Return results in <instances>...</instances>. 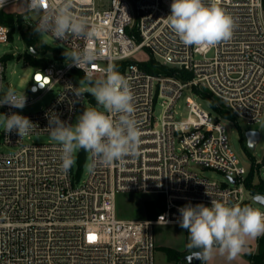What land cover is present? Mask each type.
<instances>
[{
  "label": "built area",
  "instance_id": "1",
  "mask_svg": "<svg viewBox=\"0 0 264 264\" xmlns=\"http://www.w3.org/2000/svg\"><path fill=\"white\" fill-rule=\"evenodd\" d=\"M16 3H23L26 9V0H6L0 10ZM171 3L74 0V14L86 18L99 34L92 40L73 36L56 40L70 51L89 44L98 50L96 62L85 69L94 77L114 63L129 80L141 131L137 156L111 165L97 160L95 169L82 179V150L76 155V164L65 173L60 168L55 142L26 141L34 134H49V115L72 124L77 112L82 114L86 106L96 105L90 94L78 96L74 91L85 73L66 63L65 57L50 60L45 66H33L23 109L0 105L5 116L18 113L37 126L23 138L16 131L0 133V143L14 149L0 150V264H155L154 229L179 224V208L200 203L210 207L212 199L252 204L246 193H251L250 199L257 193L246 186L249 170L231 147L220 119L235 123L241 119L255 125L263 117V0H217L218 6L235 18L236 27L231 40L211 49L185 46L178 40L165 23ZM26 13L35 16L37 26L40 15L27 9ZM10 33V26L0 24V42H8ZM140 53L147 60L153 57L174 74L145 71L139 65L144 61L138 59ZM26 54L43 57L38 56L34 46H29ZM5 70L3 57L0 88ZM186 87L207 89L233 117L220 114L215 120L188 98V117L178 120L175 106ZM53 91L56 95L46 107L29 111ZM159 100L163 114L157 120L154 108ZM90 158L92 162L91 154ZM196 165L224 173L228 182L199 174L193 169ZM121 192L161 196L164 208L152 218H121L116 205ZM90 235L96 239L90 242Z\"/></svg>",
  "mask_w": 264,
  "mask_h": 264
},
{
  "label": "clouds",
  "instance_id": "2",
  "mask_svg": "<svg viewBox=\"0 0 264 264\" xmlns=\"http://www.w3.org/2000/svg\"><path fill=\"white\" fill-rule=\"evenodd\" d=\"M6 0H0V8ZM74 0H26V9L40 15L35 30L40 35L50 34L54 40H66L68 36L92 40L99 30L86 18L73 12ZM171 14L165 23L185 46L214 48L231 40L236 27L235 18L217 0H172ZM42 13V14H41ZM69 65L85 73L78 96L87 93L96 105L86 106L75 124H67L56 115H49V136L58 145L60 168L67 173L76 164V155L83 149L94 158L86 169L92 172L95 161L111 165L125 157L137 156L141 144V131L135 118L134 93L129 80L114 63L102 69V75L94 77L85 69L98 59L99 52L91 44L82 49L65 51ZM0 105L8 104L23 109L24 92L15 88H0ZM0 127L5 134L16 131L23 138L37 127L27 117L18 113L0 115ZM256 199L255 197L253 198ZM179 226L187 230L189 250L198 249L194 255L204 262L218 252L229 260L235 258L249 238L264 235V210L252 204H229L211 200V206L187 204L178 209ZM163 216L160 217V219Z\"/></svg>",
  "mask_w": 264,
  "mask_h": 264
},
{
  "label": "rangeland",
  "instance_id": "3",
  "mask_svg": "<svg viewBox=\"0 0 264 264\" xmlns=\"http://www.w3.org/2000/svg\"><path fill=\"white\" fill-rule=\"evenodd\" d=\"M7 11L12 13L15 17L18 15L22 16V23L19 24L16 22L15 28L13 31L12 38L8 42H0V59L4 57L6 61V70H5V81L3 88L8 87L15 88L19 92H25L26 86L33 72V66L24 62V57L26 52L29 49L28 44L24 41L19 28H23L26 31H33V35L37 38V43L34 45L35 49L38 51V56L43 55L50 60L55 62V58L63 59L68 63L66 56L63 53L65 51H70L66 46L60 44L50 35H40L36 30L35 16L30 13H26L25 6L23 3H16L10 5L7 8ZM30 23L31 27L28 25ZM49 47H55L56 50H48L44 48V45ZM138 59L147 60V57L144 53L137 55ZM200 92L208 94L213 101L215 106L220 107L221 103L213 94H211L207 89L203 87H195ZM191 87H186L178 99L175 106V116L178 120H184L188 117V107L187 99L191 98L196 102L199 107H201L206 112L210 113L212 117L217 120L219 118V111L212 105L210 99L202 96L197 93ZM56 92H49L44 97H42L35 105H33L29 111H36L43 107H46L54 98ZM161 100H159L154 108V116L157 120L161 119L163 114V107L161 105ZM223 107V106H221ZM0 115H4L3 111L0 110ZM81 115V112H77L73 123L75 124L78 117ZM221 122L226 127V132L229 137L231 147L233 150L242 158V163L249 170V173H253V184L263 182L264 183V114L261 121L255 125H248L244 120H239L238 123H235L229 119H220ZM247 128L258 129L261 133V140L257 144L256 148L251 150L247 146L245 131ZM3 131V128L0 127V133ZM27 142H36V143H48L53 142L50 139L48 133L34 134ZM0 150L5 152L13 151V147L3 145L0 143ZM83 151L85 154V161L82 166V175L81 178L84 179L89 171H87L86 166L91 162L90 153ZM80 150V151H81ZM193 169L199 174L206 176L210 179L217 180L220 183L228 182L227 177L224 173L209 167L196 165ZM251 193H246V198L250 200L253 206L260 207L264 210V206L257 203L255 200L250 199ZM159 197L155 194H143L141 192H121L117 194L116 205L117 213L121 218H135V219H146L151 218L154 215L148 214L145 208V201L156 200ZM156 249L154 253L155 264H188L184 259L185 255L188 253L187 249L181 251L178 249V244H183L184 236L186 235L185 242L188 243V232L187 230L182 229L179 225H159L154 229ZM261 236V235H260ZM249 238L243 248V250L233 259L229 260L226 255H220L218 252L212 257V259L204 262V264H251L249 256L253 254L254 250L259 251V238ZM174 246V247H171ZM257 251V253H258ZM177 255L175 257L174 254ZM186 253V254H185ZM171 255V256H170ZM203 264V263H201Z\"/></svg>",
  "mask_w": 264,
  "mask_h": 264
},
{
  "label": "trees",
  "instance_id": "4",
  "mask_svg": "<svg viewBox=\"0 0 264 264\" xmlns=\"http://www.w3.org/2000/svg\"><path fill=\"white\" fill-rule=\"evenodd\" d=\"M263 3H264V0H263ZM22 20L23 19H22L21 15L15 17L12 13L8 12L7 10H3V9L0 10V24H5V25L11 27L10 38H12L16 22L21 24L23 22ZM19 30L21 32V35H22L24 41L28 44V46H34L37 43V38L35 35H33L32 30L26 31L23 28H19ZM42 44L44 45V43H42ZM44 48L48 49V50H53V49L56 50L55 47L51 48L47 45H44ZM49 61H50V59H48L46 57L36 58V57L31 56V55H25V57H24V62L27 64H30L31 66H45L49 63ZM139 65L145 71L150 72L152 74H165V75L174 74V71L172 69H170L169 67H167L165 65L158 63L153 57H150L146 61L139 62ZM183 77L187 78L186 76H183ZM194 90L197 93L201 94L202 96L210 99L212 105L219 111V113L223 117H225V118H232L233 117L232 114L230 113V111H228L227 109H225L223 107L215 106L214 101L210 97H208L209 96L208 94L202 93L198 89H194ZM84 161H85V154H83V152H82V154L79 157V164L81 167L83 166ZM253 177H254L253 173L248 174L247 180H246L247 188L253 193L264 194V183L261 181L259 183L253 184ZM145 208H146V211L148 212V214L154 215L153 217H155L164 208L163 197L159 196V198L156 200H146L145 201ZM258 245H259L258 253L251 254L249 256L251 264H264V235L260 236ZM194 250H197V249H193V250L187 249L188 253L191 251H194ZM176 255H177V253L174 254V256L172 255V257H175Z\"/></svg>",
  "mask_w": 264,
  "mask_h": 264
},
{
  "label": "water",
  "instance_id": "5",
  "mask_svg": "<svg viewBox=\"0 0 264 264\" xmlns=\"http://www.w3.org/2000/svg\"><path fill=\"white\" fill-rule=\"evenodd\" d=\"M245 138L247 142V146L249 149L253 150L256 148L257 144L261 140V133L258 129L248 128L245 131ZM235 181V179H232ZM255 201L264 206V194L257 193L255 195ZM199 250L191 251L185 255L184 259L188 262V264H201L203 261L200 258H197L194 253Z\"/></svg>",
  "mask_w": 264,
  "mask_h": 264
},
{
  "label": "crops",
  "instance_id": "6",
  "mask_svg": "<svg viewBox=\"0 0 264 264\" xmlns=\"http://www.w3.org/2000/svg\"><path fill=\"white\" fill-rule=\"evenodd\" d=\"M147 200H148V199H147ZM124 219H128V218H124ZM129 219H130V218H129ZM131 219H135V218H131ZM138 219H140V218H138ZM143 219H144V218H143ZM175 225H179V224H175ZM184 232H185V230H184ZM185 239H186V235L184 236V242H183V244H181V245L178 244V249L181 250V251H183V250L185 251V250L187 249V248H186V245H187V244H186V242H185ZM171 247H174V246H171ZM258 249H259V248H258ZM257 251H258V250L255 249L254 252H253V254L257 253Z\"/></svg>",
  "mask_w": 264,
  "mask_h": 264
},
{
  "label": "snow or ice",
  "instance_id": "7",
  "mask_svg": "<svg viewBox=\"0 0 264 264\" xmlns=\"http://www.w3.org/2000/svg\"><path fill=\"white\" fill-rule=\"evenodd\" d=\"M37 79L39 80L40 79V77H37ZM96 238H95V236H93V235H90L89 236V241L91 242V241H94Z\"/></svg>",
  "mask_w": 264,
  "mask_h": 264
}]
</instances>
